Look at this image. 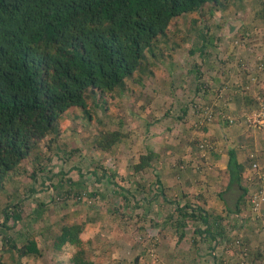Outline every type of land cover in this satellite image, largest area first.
I'll return each instance as SVG.
<instances>
[{
  "label": "rangeland",
  "instance_id": "374dc122",
  "mask_svg": "<svg viewBox=\"0 0 264 264\" xmlns=\"http://www.w3.org/2000/svg\"><path fill=\"white\" fill-rule=\"evenodd\" d=\"M229 6L228 10L218 13L213 18V21L216 24L221 23V29L223 28L221 31L216 30V34L219 32L221 34L217 49L207 47L208 50H202L205 52L203 54L201 52L189 54L191 45L197 42L198 34L196 36L194 33H198L203 25H211L209 16L204 18L205 22H198L189 27L188 33H186L188 23L183 24L185 30L181 37L177 35L172 38L169 46L159 41L152 54L146 53L147 60L144 59L140 67L141 70H146L141 82L139 69L131 78L126 79L123 89L117 88L99 103L96 92L86 100L92 113L99 112L95 125H90L89 115L85 118L81 111L75 114L65 113L59 122L57 134L60 136L57 141L55 142L51 135L38 140L20 166L7 173L0 187V210L11 205L10 197L19 185L28 183L36 190L45 191L42 186L49 185V181L45 180L49 176L48 165L56 172L67 171L72 165H83L85 171H91L94 159L99 163L97 175L102 174L103 167L107 177L98 187L91 174L84 180L86 183L93 181L87 204L93 200L100 210L95 220L89 221L83 235L84 238H89V250L97 249V242L102 243V247L93 252V261L99 264H154L156 261H159V264H164L162 261L180 264L187 257V253L194 260V264H211L206 252L211 248L213 241H216L213 245H217V251L220 244L228 243V252L233 251L235 255L240 254L239 247L243 244L251 252L249 256L251 262L247 261V264H263L264 204L262 207L259 205L261 208L259 213H254L251 211L253 207L251 201L259 190L264 188L262 180L264 161L261 154L264 149L262 144L257 143L258 157L254 159L251 156L254 151L251 140L260 137V132L264 129L258 128L257 117L252 113L242 118L250 120L246 123L243 130L245 135L241 139L234 138L235 134L223 131L226 120L229 121L232 117L229 115L228 119L224 118L218 105L230 102L233 93L229 87L219 86L220 81L216 80H219L217 76L222 74L224 67H236L235 62L225 61L228 55L232 57L248 55L249 50L246 49H250L249 45L252 44L250 39H256L263 51L264 14L256 15L255 0H242L237 5L232 0ZM207 10L208 8L204 9V13ZM189 16L200 20L196 14ZM254 19L258 21L254 32L244 37L245 32L247 33L245 25ZM232 43L236 48L231 51L229 46ZM153 54L156 57L149 58ZM261 55L263 54L259 56ZM200 58H206L208 62L204 68V78H199L201 82L196 78L199 74L196 73L197 68L194 66V61ZM185 108L187 115L183 119L187 120L186 123L177 120L178 117H182L181 110ZM250 109L255 110L254 106H250ZM107 110L112 113L106 114ZM110 119L113 120L109 124L108 122L102 124L101 120ZM203 119L207 120L206 125ZM86 131L90 135L87 139ZM112 131L119 132L118 141L104 153L96 155L90 140L94 139L95 142L98 137H109L105 134ZM244 137L247 138L246 141H242ZM256 141L264 142L259 138ZM230 148L236 151L238 161L244 165L242 184L250 195L247 211L245 215L242 213L241 217L227 213V209L234 210V201L239 193L235 187L231 196H228L230 192L224 195V201H221L219 196L227 186L224 171L226 154ZM147 152L153 154L149 166L136 167L140 157H145L143 154ZM213 154L218 156L214 157ZM45 159H51V163L46 165L48 161ZM64 159L67 161L63 162ZM112 161L115 162L116 168L112 167ZM134 166L141 168L140 170L148 169L149 173L146 175L135 173ZM43 167H46L43 176L39 180H30L29 176ZM112 169L119 171V174H112ZM125 172L127 175H122ZM71 175H75V172ZM138 177L142 178L141 183L137 182ZM58 179L59 176H56L53 182H57ZM113 183L127 185L130 192L126 200L131 204L135 201L137 208L141 207V210H134L131 207L124 210L115 206L116 193L113 191ZM173 192L179 195V199L173 196ZM45 193L38 195L36 203L32 201L31 208L35 209L39 202L50 206L51 202H48L51 197H47ZM101 204H105L106 207L101 208ZM58 207L59 205L55 204V212ZM51 208H54V204ZM190 209L195 210L196 215L199 209L206 213L210 235H204L202 230L206 227L204 228L200 219L184 217L183 214L190 213ZM29 210L28 208L27 211H23L25 213L20 216V221L14 226L10 224L8 230L1 226L3 219L0 216V240L3 239L2 232L10 240L15 239L12 242L15 245L29 237L28 234L32 231V226L34 227V221L27 215ZM56 217V214L52 215L50 222ZM45 219H48L47 215ZM81 220L82 216L76 222L80 223ZM197 231H202V234L196 233ZM123 235H126V239ZM159 236H162L163 247L153 251L155 248L153 245L156 247L159 245L156 239ZM165 244L168 245L166 250ZM187 245L188 248L185 250ZM254 245H261L255 248V251L259 252V260L255 258L254 249L251 248V246L254 248ZM123 249H126V252H122ZM228 252L218 254V258L220 256L227 258L226 263L221 260L219 264H235L236 261L239 264L240 261L236 258L230 261L231 254ZM162 255L165 256L163 260ZM5 257L8 258V255ZM36 259L22 258L20 263L37 264ZM183 264L187 263L183 261Z\"/></svg>",
  "mask_w": 264,
  "mask_h": 264
},
{
  "label": "trees",
  "instance_id": "16d2710c",
  "mask_svg": "<svg viewBox=\"0 0 264 264\" xmlns=\"http://www.w3.org/2000/svg\"><path fill=\"white\" fill-rule=\"evenodd\" d=\"M230 1L232 0H0V187L7 173L20 166L38 140L51 135L57 141L60 136L57 134L59 122L65 113L75 114L81 111L86 118L89 111L92 113L87 106V99L96 92L99 103L117 88L123 89L126 79L141 70L142 62L147 60L146 53L152 54L159 41L168 45L175 36L181 37L185 30L183 24L188 23V33L189 27L205 22L204 18L209 16L211 25H203L198 33H194L196 36L198 34L197 42L191 45L189 54H203L205 52L202 50L207 47L217 49L221 34H216V30L221 31L223 28L213 18L228 10ZM241 1L233 0L236 5ZM255 2L256 15L264 14V1ZM206 8L208 10L204 13ZM192 14H196L200 20L189 16ZM257 23L254 19L245 25L247 33L245 32L244 37L254 32ZM233 43L229 46L231 51L236 48ZM152 56L156 57L153 54L149 58ZM263 56L264 54L260 61ZM228 57L232 58L228 55L225 61ZM206 63V58L194 61L199 82L204 78ZM139 73L141 82L146 70ZM204 87L207 89V86ZM248 97L251 98V95ZM186 113V108L181 110L182 117L177 120L186 123L187 120L183 119ZM116 134L114 132L109 137L99 139L96 146L103 152L107 151L118 141L119 135ZM145 155L140 157L136 167L149 166L153 154L147 152ZM226 156L224 174L227 176V186L219 196L224 201V195L235 187L239 193L234 210L227 209V213L241 217L242 213L245 215L247 202L250 200L248 189L242 184L244 165L238 161L234 149H228ZM47 161L46 165L51 163V159ZM66 161L67 159L63 160ZM95 161L93 159L91 171H85L83 165H72L67 171L56 172L48 165L49 176L45 180L49 181V185L42 186L45 190L42 192L28 183L19 185L10 197L11 205L0 210L3 219L1 226L8 230L10 224L14 226L20 221V216L25 213L23 211L29 208L27 215L34 221V227L32 226L29 237L17 245L12 243L15 239L10 240L4 232L1 233V264H21L22 258H37V264H99L93 261L92 254L102 247V243L97 242V249L89 250V238H82L89 221L95 220L100 213L93 200L87 204L93 181L84 182L85 175L91 174L97 187L107 177L103 167L102 174L97 175L99 163ZM145 168L134 170L146 175L149 171ZM45 170L46 167L39 168L29 176L30 180H39ZM72 172L75 175H71ZM56 176L59 179L53 182ZM262 180L264 181V177ZM137 182L141 183L142 178L138 177ZM80 187L83 190H79ZM45 192L51 197L48 202H51L50 206L39 202L35 209L31 208L36 199H39L38 195ZM55 204L59 205L56 212ZM79 205L84 206L78 207ZM190 210V213L183 214L184 217L200 219L201 224L206 227L202 230L204 235H210L206 213L199 209L196 215L195 210ZM54 214L57 217L50 222ZM81 216L83 220L76 222ZM202 231L196 233L202 234ZM215 247L217 245L206 252L211 264L220 262L218 255L212 254ZM246 251L251 256V252L243 244L240 245L239 252ZM254 252L258 259L257 251Z\"/></svg>",
  "mask_w": 264,
  "mask_h": 264
},
{
  "label": "crops",
  "instance_id": "0c3cea01",
  "mask_svg": "<svg viewBox=\"0 0 264 264\" xmlns=\"http://www.w3.org/2000/svg\"><path fill=\"white\" fill-rule=\"evenodd\" d=\"M257 32V30L255 31ZM253 36V34H252ZM255 37V36H254ZM250 42H252V44H250V49L247 48L246 50H249V53L247 56H234L231 59H229V57L227 58L228 62H235L236 63V67L231 68L230 66L224 67L223 71L221 72L222 74H220L219 76H217L219 78V80L216 81H220L219 82V86L225 88V87H229V90L231 93H233V98L230 100V102H224L222 104V106H219V111L222 112V115L224 118L228 119L229 115L230 118L229 121L226 120V124L225 123V131L228 132L229 134L233 135L235 134L234 138H238L241 139L245 134H243V130L246 128V123L247 121H249L250 119L246 118L245 120H243L242 118L244 116H249L250 114H255L257 117V122L260 121V117L264 119V64L260 61V54H264V51H261V47L259 46L260 43L257 42L256 39H250ZM226 69V70H225ZM225 70V72H224ZM214 86L216 87L217 84H214ZM248 95H251V98L248 97ZM247 97V99H246ZM223 106H227V108H223ZM250 106H254L255 110H251ZM230 111V112H228ZM218 112V110H216V113ZM227 112V114H226ZM90 111H89V115H90ZM106 114H110L112 112H109V110H107L105 112ZM215 114V113H214ZM99 112L98 113H91V116H89V124L90 125H95L96 121L95 119L98 118ZM216 115V114H215ZM113 119L110 120H101L102 124L105 125L106 122H108L107 124H109ZM203 122H206L205 119H203ZM209 123H211V121H209ZM230 124V125H229ZM230 126V129H228V127ZM264 129V127H263ZM242 132V133H240ZM116 135L119 134V132L116 131ZM112 134H114V131L112 132H107L105 135L106 136H111ZM85 137L86 139L90 136L89 133H85ZM257 138L264 140V130L263 132H260V137L258 136ZM257 138H252V142H251V147L253 153H252V157H254V159H256L257 156V146L258 145H263V143H260L257 140ZM101 140V137H98L96 139L95 142L94 139L93 141L90 140V142L93 144L94 149L96 150V155H99L100 153H104L103 151H101V149H99L96 145L98 140ZM247 138L244 137V140L242 141H246ZM249 142V141H248ZM258 143V145H257ZM146 154V153H145ZM143 154V155H145ZM93 155H95V152H93ZM142 154H139V156ZM138 156V158H139ZM262 159L264 161V153H262ZM262 159H260L262 161ZM47 160V159H45ZM259 161V160H257ZM138 162V161H137ZM139 163V162H138ZM137 163V164H138ZM113 166L116 168L115 162L112 161ZM135 167H133V171ZM112 174H119V171L117 170H113L111 171ZM136 173V172H135ZM122 175H127L126 172L122 173ZM89 177V175H85V179ZM113 187V191L116 193L115 195V201L114 204L115 206L119 207V208H124V210H128V207H131L134 210H141V207L136 206L135 201L131 203H129L128 196H129V192L130 189L129 187H127V185H123V184H118L116 185V183H113L112 185ZM233 188H231V190H229L228 192H230V194H228V196H231L233 194ZM176 192V190H174ZM173 196H175L177 199H179V195L176 193H172ZM227 194V193H226ZM45 195L48 197L49 193H45ZM237 198V197H236ZM236 200V199H235ZM225 201H227L225 199ZM234 205H235V201H234ZM106 207L105 204H101V208ZM263 211V210H262ZM181 224V223H180ZM88 227V226H87ZM156 235H158V232L156 233ZM83 238V236H82ZM123 238L126 239V235H123ZM198 238V237H197ZM157 242L159 243V245L156 247L155 245H153L155 248L153 249V251L155 250H159L158 247H163V245H161V239L162 236L156 237ZM220 240V238H219ZM228 243H224V244H220L218 246V250L217 251V255L223 253V251L228 252L227 250V245ZM239 244V243H237ZM165 250L168 247L167 244L164 245ZM261 245H254V248L251 246L252 249L255 248L257 249L258 247H260ZM130 247V246H127ZM164 248H162V250H164ZM188 248H185V250ZM183 249V248H182ZM217 249V248H216ZM140 250H144V249H140ZM164 250V253H165ZM122 252H126V249H123ZM229 254H231L230 261L232 260V258L235 260L238 259L239 264H247V261L249 260V255L244 252H240L239 255H235L233 251H229ZM256 255V254H255ZM257 255L259 256V252H257ZM183 256V253H182ZM185 259L183 261H185V263L191 264L194 263V260L192 258L189 257V254L187 255L186 253ZM165 256L162 255L161 260H163ZM186 258H189V260H187ZM227 258L224 256H220V261L222 260L223 263H226L225 260ZM157 260V259H156ZM151 261V260H150ZM183 261L180 264H183ZM251 262V261H250ZM258 262V261H257ZM164 264H169V262H163ZM264 264V262H262ZM154 264H159V261H156ZM200 264V263H199ZM205 264V263H203ZM222 264V263H220ZM235 264H238L237 261ZM253 264V263H252ZM256 264V263H254Z\"/></svg>",
  "mask_w": 264,
  "mask_h": 264
},
{
  "label": "built area",
  "instance_id": "2783aa9c",
  "mask_svg": "<svg viewBox=\"0 0 264 264\" xmlns=\"http://www.w3.org/2000/svg\"><path fill=\"white\" fill-rule=\"evenodd\" d=\"M262 62L264 63V56H263V59H262ZM260 121L257 122V119H256V122L258 123V128H263L264 127V119L263 118H259ZM251 204L253 205L252 208V211L254 213H259L260 212V209L259 208V205L260 207H262V205L264 204V188L262 190H259L258 194L256 196L253 197L252 201H251ZM214 254V253H212Z\"/></svg>",
  "mask_w": 264,
  "mask_h": 264
},
{
  "label": "clouds",
  "instance_id": "9594fccd",
  "mask_svg": "<svg viewBox=\"0 0 264 264\" xmlns=\"http://www.w3.org/2000/svg\"><path fill=\"white\" fill-rule=\"evenodd\" d=\"M262 59H263V57H262ZM262 59H261V62H262ZM263 63V62H262ZM264 64V63H263ZM216 243V241H213V243H212V245H211V247L213 246V244H215ZM217 247H215L214 249V251L212 252V253H214V255H216V251H217V249H216Z\"/></svg>",
  "mask_w": 264,
  "mask_h": 264
}]
</instances>
